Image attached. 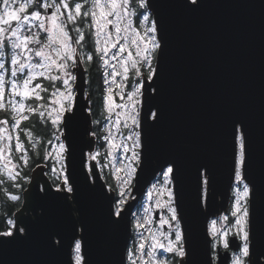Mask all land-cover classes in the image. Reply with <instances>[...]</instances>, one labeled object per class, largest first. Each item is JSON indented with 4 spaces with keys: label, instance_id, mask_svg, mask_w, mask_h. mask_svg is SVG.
Segmentation results:
<instances>
[{
    "label": "snow or ice",
    "instance_id": "obj_1",
    "mask_svg": "<svg viewBox=\"0 0 264 264\" xmlns=\"http://www.w3.org/2000/svg\"><path fill=\"white\" fill-rule=\"evenodd\" d=\"M203 7L205 0H0V190L6 202L24 205L0 213V264H55L57 253L64 264H264V107L258 136L246 118H231L225 214L197 227L194 217L207 219L216 193L212 167L197 168L190 218L180 165L171 158L147 191L148 206L131 213L139 173L150 165L151 134L165 119L154 101L168 79L166 13ZM94 65L103 70V87L96 101L101 119L92 123L111 122L103 135L87 126L93 102L80 87L89 85ZM78 96L88 101L79 112ZM77 120L89 149L81 153L84 186L96 191L97 179L104 180L106 210L91 224L81 217V186L71 167ZM37 123L46 139L34 134ZM49 166L50 180L37 182L32 173ZM34 194L64 210L68 223L26 221ZM122 226L134 230V241L117 242Z\"/></svg>",
    "mask_w": 264,
    "mask_h": 264
},
{
    "label": "water",
    "instance_id": "obj_2",
    "mask_svg": "<svg viewBox=\"0 0 264 264\" xmlns=\"http://www.w3.org/2000/svg\"><path fill=\"white\" fill-rule=\"evenodd\" d=\"M166 20L168 79L164 95L154 101L164 109L165 119L161 128L151 134L150 165L139 173L140 183L133 190L136 200L131 203H139L163 160L176 159L184 210L192 218L197 168L208 163L215 176L216 193L207 219L194 217L201 228L228 208L231 118H246L253 134H259L264 107V7L261 0H205V7L194 13L180 8L169 10ZM80 87L86 90V85L81 83ZM77 104L79 112L88 106V101L78 96ZM92 121L90 116L89 128ZM86 139L83 122H73L71 167L81 186L78 207L81 217L91 224L106 210V202L99 187L104 180L97 179L96 191L84 186L81 153L89 150ZM32 174L37 182L50 180L45 167L36 168ZM22 198L27 204L28 193H23ZM30 199L32 206L24 214L26 221L34 222L35 218L57 227L68 223L67 213L52 201L39 200L35 194ZM23 207L20 205L21 211ZM42 209L48 210L46 216L41 217ZM132 236L133 230L125 231L122 226L116 240L122 245ZM54 259L55 264H64L63 253H57Z\"/></svg>",
    "mask_w": 264,
    "mask_h": 264
},
{
    "label": "trees",
    "instance_id": "obj_3",
    "mask_svg": "<svg viewBox=\"0 0 264 264\" xmlns=\"http://www.w3.org/2000/svg\"><path fill=\"white\" fill-rule=\"evenodd\" d=\"M102 69L98 70V65H94L92 68H90L88 79L90 80L89 85H86V91L91 94V100H92V107H93V115L92 119H101V109L98 103H96L98 97H99V89L103 87V79H102ZM0 117H3V113H0ZM104 120H102L101 125H92V129H96L101 132V135H103V125ZM47 130L40 127L37 123V126L34 128V133L37 135L39 134L42 139H46L45 132ZM103 141H101L102 143ZM103 151V149H101ZM39 163L43 164V161H38ZM50 167V166H49ZM104 175L108 179L109 183H113L114 181L110 178V172L104 170ZM51 178V177H50ZM5 187H8L10 191H14L10 188V186L6 185ZM19 194V193H17ZM17 207H20V204H12L11 202H6V197L3 194V191L0 190V213L6 212V211H14Z\"/></svg>",
    "mask_w": 264,
    "mask_h": 264
},
{
    "label": "rangeland",
    "instance_id": "obj_4",
    "mask_svg": "<svg viewBox=\"0 0 264 264\" xmlns=\"http://www.w3.org/2000/svg\"><path fill=\"white\" fill-rule=\"evenodd\" d=\"M133 51H134V50H133ZM102 71H103V70H102ZM117 79H119V77H118ZM116 101H117L118 103L120 102L118 96L116 97ZM117 111H119V110H117ZM0 118H2V117H0ZM110 123H111V122H109V121H105L103 127H108V126H110ZM34 134H35V133H34ZM37 136L41 138V136H40L39 134H37ZM117 139L119 140L120 137L117 136ZM102 143H103V142H102ZM103 150H104V149H103ZM104 162H105V161H104L103 157H101V163H104ZM105 170L108 171V172H110V169H105ZM45 171H46V173H50V167H45ZM158 174H159V173H158ZM50 175H51V173H50ZM157 179H158V175H157L156 178L152 181V183L157 182ZM152 183H151V184H152ZM151 184L147 187L146 192H145V193L143 194V196L141 197V199H140L139 203L137 204V206H136V208H135V210H134L133 213L139 215V214L142 213V211H143V207L148 206L149 201H148V199H147V191H148V189L151 187ZM230 197H231V194H230ZM230 197H229L228 207H229V204H230ZM141 205H142L143 207H141ZM222 214H225V211L219 213L218 215H222ZM159 215H160L159 212L154 213V216H155L157 219H158ZM216 216H217V215H216ZM216 216L211 217L210 220H211V219H215ZM210 220H209V221H210ZM155 226H156V225L154 224L153 227H155ZM135 238H136V237H135V233H134V230H133V236L131 237V240L134 241Z\"/></svg>",
    "mask_w": 264,
    "mask_h": 264
},
{
    "label": "flooded vegetation",
    "instance_id": "obj_5",
    "mask_svg": "<svg viewBox=\"0 0 264 264\" xmlns=\"http://www.w3.org/2000/svg\"><path fill=\"white\" fill-rule=\"evenodd\" d=\"M45 172H46V171H45ZM46 174H48L49 178L51 177L50 173H46Z\"/></svg>",
    "mask_w": 264,
    "mask_h": 264
},
{
    "label": "built area",
    "instance_id": "obj_6",
    "mask_svg": "<svg viewBox=\"0 0 264 264\" xmlns=\"http://www.w3.org/2000/svg\"><path fill=\"white\" fill-rule=\"evenodd\" d=\"M134 212V211H133Z\"/></svg>",
    "mask_w": 264,
    "mask_h": 264
}]
</instances>
